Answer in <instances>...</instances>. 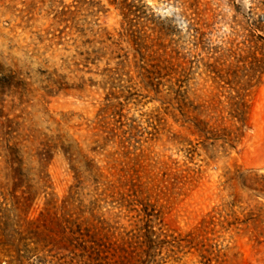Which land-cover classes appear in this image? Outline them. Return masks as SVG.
<instances>
[{
	"label": "rangeland",
	"instance_id": "rangeland-1",
	"mask_svg": "<svg viewBox=\"0 0 264 264\" xmlns=\"http://www.w3.org/2000/svg\"><path fill=\"white\" fill-rule=\"evenodd\" d=\"M142 203L161 264H264V0H0V262L138 249Z\"/></svg>",
	"mask_w": 264,
	"mask_h": 264
},
{
	"label": "trees",
	"instance_id": "trees-1",
	"mask_svg": "<svg viewBox=\"0 0 264 264\" xmlns=\"http://www.w3.org/2000/svg\"><path fill=\"white\" fill-rule=\"evenodd\" d=\"M128 8V6L126 7ZM142 210L140 211L143 215L141 220L144 223V226L138 233V235L132 240L142 238V241L139 243V248H134L133 243L129 240L125 241V238L122 237L123 244H117V242H112L110 239L104 235L103 239H98L96 235H89V239L85 240L80 238V243H77L75 247V252L79 251V254L75 253L76 257L84 264H161L158 261V257L162 254L163 245L169 244L172 248H181V244L174 239L173 242H177V247L171 241L162 240V237L166 238L167 236L158 234L152 230V223L155 220H159L161 217V212L156 213L153 209V206L149 203L141 204ZM141 215V214H140ZM161 219V218H160ZM37 222H30L35 226ZM228 226L232 228L235 224L228 223ZM6 228H1L2 236L5 240H8L9 243L15 246V252L17 260H20V247L17 244L20 241H24L23 235L19 231L13 230V232ZM29 233H33L28 231ZM35 236L41 238L44 236L43 240L53 241L52 237L48 234L43 235L39 231L34 232ZM75 235L77 233H74ZM106 239V240H105ZM39 244V243H38ZM172 252L174 250H171ZM0 264H2L0 262ZM11 264V263H7Z\"/></svg>",
	"mask_w": 264,
	"mask_h": 264
}]
</instances>
